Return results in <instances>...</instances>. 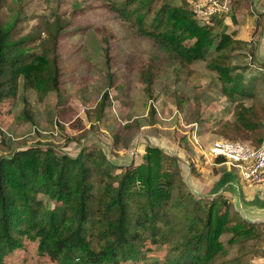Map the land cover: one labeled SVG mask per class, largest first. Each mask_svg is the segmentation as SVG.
Instances as JSON below:
<instances>
[{"label":"trees","instance_id":"obj_1","mask_svg":"<svg viewBox=\"0 0 264 264\" xmlns=\"http://www.w3.org/2000/svg\"><path fill=\"white\" fill-rule=\"evenodd\" d=\"M13 1L18 7L10 17L0 13V102L15 94L19 79L23 89H34L42 100L48 92L62 88L58 43L75 29L84 30L76 23L83 6L56 11L24 32L21 24L27 11L21 0ZM98 1L129 21L134 35L156 50L157 55L147 58L138 53L136 78L146 99L153 96L152 83L164 67V56L184 66L205 59L213 49L206 65L219 79L224 96L235 103L216 135L260 144L264 130L257 128L264 127V96L257 84L264 87V73L251 76L243 85L239 71L246 67L228 62L233 40L225 29L217 31L214 26L223 21L221 17L198 20L193 0ZM4 5L5 0H0V11ZM98 27L106 29L102 24ZM185 40L192 42L187 45ZM101 47L109 54L108 36ZM235 94L253 101L245 105ZM107 102L104 91L99 113ZM153 110L149 106L151 115ZM4 151L0 150V264L26 241L56 264H223L218 258L227 253V247L259 234V223L240 217L226 197L206 200L187 189L179 156L159 144H147L138 163H117L94 145L80 147L74 155L38 144ZM222 160L215 158V162ZM224 234L229 235L225 240ZM148 242L168 244L169 256L160 263L146 260L151 249ZM236 258L230 261L237 262Z\"/></svg>","mask_w":264,"mask_h":264},{"label":"rangeland","instance_id":"obj_2","mask_svg":"<svg viewBox=\"0 0 264 264\" xmlns=\"http://www.w3.org/2000/svg\"><path fill=\"white\" fill-rule=\"evenodd\" d=\"M233 1L231 11L219 18L223 21L215 22L217 31L225 29L228 32L227 24L232 21L230 13L234 12ZM21 2L27 11L21 24L24 32L36 22L70 6H83V15L76 23L77 28L80 26L84 30L75 29L69 37L59 40L58 54L62 68V88L59 92L50 91L40 100L34 89H23L19 79L15 94L0 102V150H5L7 154L10 148L38 144L42 148L50 147L56 152L74 155L80 147L88 149L94 145L101 147L117 163L130 160L138 163L147 144H159L167 153L179 156L185 184L199 188L201 185H212L228 169L224 164L214 165L210 163L211 159H204L191 135L195 127L200 138L207 143L214 138L226 139L218 137L216 130L229 118L235 104L224 96L219 79L206 65L214 55L213 49L208 51L205 59L184 66L164 56V67L152 83L153 96L146 99L136 78L138 53H143L144 58L157 54L146 40L134 35L129 21L119 18L115 12L100 5L98 0L88 3L84 0ZM16 7L18 3L5 0L0 11L2 17H10ZM99 24L106 29H100ZM104 36H108L111 42L109 54L101 47ZM191 42L184 41L187 45ZM231 45L228 47L231 48ZM232 50H229L228 62L246 66L242 58L231 54ZM257 87L264 93L263 86ZM104 91L109 102L99 113L98 102ZM235 98L245 102L240 96ZM149 106H153L152 115ZM224 130L234 134L232 130ZM248 140L252 142L250 138ZM120 171L118 168L116 175ZM186 188L189 189L187 184ZM242 188L244 195L257 190ZM194 195L206 200L226 197L231 209L242 217L234 206L233 194L229 192ZM254 223H259L258 236L240 245L227 247V253L218 261L222 259L223 264H264V221ZM228 236L224 234L222 238L225 240ZM147 245L151 249L146 252V260L156 259L160 263L169 256L167 252L171 247L168 244L148 242ZM233 257H237V262L230 261ZM3 264L56 263L38 254L35 244L26 241L22 248L8 254Z\"/></svg>","mask_w":264,"mask_h":264},{"label":"built area","instance_id":"obj_3","mask_svg":"<svg viewBox=\"0 0 264 264\" xmlns=\"http://www.w3.org/2000/svg\"><path fill=\"white\" fill-rule=\"evenodd\" d=\"M191 7L195 17L200 21H205L213 16L222 17L229 13L231 0H193ZM249 64L264 70L252 62ZM191 135L197 150L206 160L211 159L210 163L224 164L226 168L235 171L242 185L264 190V135L258 146L221 138H214L205 145L195 127ZM218 156L223 158L221 162H215V158Z\"/></svg>","mask_w":264,"mask_h":264},{"label":"crops","instance_id":"obj_4","mask_svg":"<svg viewBox=\"0 0 264 264\" xmlns=\"http://www.w3.org/2000/svg\"><path fill=\"white\" fill-rule=\"evenodd\" d=\"M232 5L234 6V12L230 13L232 21L227 24L229 27L227 33L233 40L232 43H234L231 54L235 58H242L243 63L247 64L246 66L243 64L246 68L239 71L244 76L243 85L247 86V81L251 76H259L264 73V70L252 67L248 62V59L251 58L250 62L254 63L255 66L264 68V0H243V2L234 0ZM249 51L251 53H248ZM257 85L262 86L261 84ZM260 92L264 96L261 89ZM235 97H239V95L235 94ZM240 97L245 100V105L250 103L251 97ZM258 113L261 116V109L258 110ZM230 115L231 113H229ZM259 130L262 132L264 127L259 125L257 131ZM242 187L248 189L244 185Z\"/></svg>","mask_w":264,"mask_h":264},{"label":"water","instance_id":"obj_5","mask_svg":"<svg viewBox=\"0 0 264 264\" xmlns=\"http://www.w3.org/2000/svg\"><path fill=\"white\" fill-rule=\"evenodd\" d=\"M186 184L193 194L215 195L229 192L233 194L234 206L244 219L249 222L264 221V190L244 195L238 175L231 169H225L210 186L201 185L199 188L190 183Z\"/></svg>","mask_w":264,"mask_h":264}]
</instances>
